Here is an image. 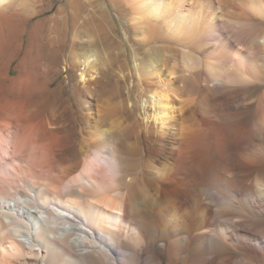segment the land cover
<instances>
[{
  "label": "bare ground",
  "instance_id": "1",
  "mask_svg": "<svg viewBox=\"0 0 264 264\" xmlns=\"http://www.w3.org/2000/svg\"><path fill=\"white\" fill-rule=\"evenodd\" d=\"M233 1L133 7L149 52L132 60L133 102L104 101L115 87L84 56L78 106L49 74L64 8L36 20L47 7L0 8L20 41L5 60L0 42V158H15L0 166V264H264V21L251 22L264 7ZM13 87L30 103L11 105ZM85 95L103 102L83 126Z\"/></svg>",
  "mask_w": 264,
  "mask_h": 264
},
{
  "label": "rangeland",
  "instance_id": "2",
  "mask_svg": "<svg viewBox=\"0 0 264 264\" xmlns=\"http://www.w3.org/2000/svg\"><path fill=\"white\" fill-rule=\"evenodd\" d=\"M145 1L146 0H0V8L29 7L30 9H36L47 7L46 12L33 20L46 18L47 16L63 18L59 15L57 9L64 8V15L67 16L68 19L66 40L65 43L61 45L62 53L59 55L60 58L56 67L54 66L55 73L53 72L52 74L51 68L49 72L51 76L56 77L54 85L61 82L65 98H67V95L71 94V103H73V105L77 104L78 106V102H76L74 100L75 98L72 96L73 88L81 85L80 72L83 65H81L78 60H82L84 56H90V58H95L96 63L94 65V70L101 74V76L97 78L108 87L112 85L115 87L110 90L107 88L103 95V98H105L104 101L109 103L122 101L131 104L129 102H133L134 98L130 96L128 89H130V82H133V78L129 80L130 74L132 73V60L135 57L145 58L149 55L147 51V35L145 37L146 32H148L147 17H141L140 14L136 13V9H133V7H146L144 4ZM162 1L168 7H237L235 4L231 5V3L234 2L233 0H204L203 3L194 5H189L187 2L182 3L181 0ZM261 1L264 7V0ZM252 17L251 22L254 24H259L264 21V14L261 16L256 14V16L254 15ZM151 21L153 23L158 22L156 19H151ZM17 24L18 22L16 20L0 16V42L5 44V48H7L3 57L4 60L13 49L17 52L16 45L20 42L18 33L19 26ZM49 24H53V21L50 20ZM158 28L159 34H163L164 27L158 25L156 29ZM165 28L168 29L169 26L165 25ZM28 32L29 28L27 25L26 36L24 34L22 37L23 48L27 43ZM157 51L159 52V49H157ZM22 53L23 52H19L9 63V69L12 75L17 74L19 70V64L17 63ZM44 58L46 59V55ZM69 59H71V61L72 59L75 60L76 63L72 61V64H69L66 62ZM119 69H122L121 74L123 76L121 74L119 75ZM95 75L94 73L93 77ZM72 78L74 79V84ZM17 89L18 88L13 87V93L7 90L11 94L8 93V97H10L9 103L14 106L29 104L32 98L26 96L25 92L21 89ZM36 94L35 96L38 97L39 94ZM83 96L81 98H84L86 102H88L87 105L90 106L93 111V113L90 114L82 107H79L82 110L79 112L78 117L82 120V125L85 126L89 120L92 122L95 121L96 107L103 101L96 96ZM59 141V144H63L65 139L63 138ZM20 150L27 158L32 157L31 155L38 152V149H34V144L30 142L22 145ZM21 152L19 151L20 154ZM4 156L6 157L0 158V166L1 164L5 165L4 163L15 160L12 156L8 158L7 154Z\"/></svg>",
  "mask_w": 264,
  "mask_h": 264
}]
</instances>
